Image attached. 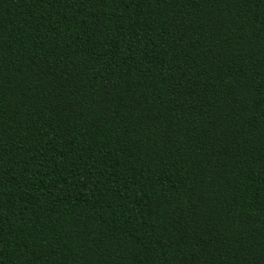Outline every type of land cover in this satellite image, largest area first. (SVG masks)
I'll return each mask as SVG.
<instances>
[{
    "label": "trees",
    "instance_id": "1",
    "mask_svg": "<svg viewBox=\"0 0 264 264\" xmlns=\"http://www.w3.org/2000/svg\"><path fill=\"white\" fill-rule=\"evenodd\" d=\"M0 264H264V0H0Z\"/></svg>",
    "mask_w": 264,
    "mask_h": 264
}]
</instances>
